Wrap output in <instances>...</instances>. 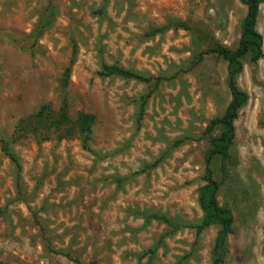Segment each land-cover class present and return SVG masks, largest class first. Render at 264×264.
<instances>
[{
	"label": "rangeland",
	"instance_id": "374dc122",
	"mask_svg": "<svg viewBox=\"0 0 264 264\" xmlns=\"http://www.w3.org/2000/svg\"><path fill=\"white\" fill-rule=\"evenodd\" d=\"M246 15L241 0H0V264L212 263L218 226L167 235L153 216L203 220L206 129L232 99L214 50L238 47ZM243 64L250 100L213 168L235 219L227 264H264V58ZM81 114L96 118L91 151Z\"/></svg>",
	"mask_w": 264,
	"mask_h": 264
},
{
	"label": "trees",
	"instance_id": "16d2710c",
	"mask_svg": "<svg viewBox=\"0 0 264 264\" xmlns=\"http://www.w3.org/2000/svg\"><path fill=\"white\" fill-rule=\"evenodd\" d=\"M247 7V15L242 24L241 39L238 47L235 50L225 46H217L214 50L221 58L228 62V87L231 92V102L225 111L224 115L211 121L206 129V135H211L209 138V148L205 155V185L200 189L199 205L204 213L203 220L198 225L187 226L178 224L170 220L164 215H154L153 218L162 221L170 227L168 234H174L183 228L195 229L196 236L200 237L208 228L216 225L219 231L216 235L214 246L211 251V264H227L228 257V239L234 234V215L229 208L223 207L218 201V194L222 186V182L215 177L213 164L216 159H220L223 163L231 158V149L236 139L235 121L239 117V113L244 108L250 97L248 93L241 90L238 86V78L244 70V59L250 57V61L257 64L264 58V39L257 30L260 7L264 5V0H241ZM179 26L185 28L186 25ZM200 57L194 63V68L202 62ZM104 74L117 75L125 79L136 80L143 83L154 81L156 85L163 81L169 80L167 77L151 78L146 77L137 72L126 70L117 66H103ZM70 79V68L65 72L64 85L68 86ZM40 117L44 118L43 115ZM95 116L91 114H81L77 120V129L82 138L85 149L91 151L90 140L92 135V127L95 124ZM57 124H68L69 119L64 114L59 119ZM219 128V135L214 136V131ZM11 159L19 166L17 158L10 154ZM157 249H151L150 254L155 255ZM69 257V255H66ZM145 254L140 255L142 259ZM152 258V257H151ZM80 262L79 260H74Z\"/></svg>",
	"mask_w": 264,
	"mask_h": 264
}]
</instances>
